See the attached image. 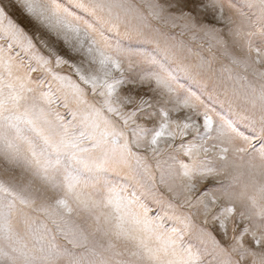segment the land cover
Returning <instances> with one entry per match:
<instances>
[{
  "label": "snow or ice",
  "instance_id": "obj_1",
  "mask_svg": "<svg viewBox=\"0 0 264 264\" xmlns=\"http://www.w3.org/2000/svg\"><path fill=\"white\" fill-rule=\"evenodd\" d=\"M0 264H264V0H0Z\"/></svg>",
  "mask_w": 264,
  "mask_h": 264
},
{
  "label": "rangeland",
  "instance_id": "obj_2",
  "mask_svg": "<svg viewBox=\"0 0 264 264\" xmlns=\"http://www.w3.org/2000/svg\"><path fill=\"white\" fill-rule=\"evenodd\" d=\"M13 15H15V16H19L18 11H15V12L13 13ZM21 23H24L25 26H28V25H27V22H26L25 20H23L22 18H21ZM256 40H257L258 43L260 42L258 37L256 38Z\"/></svg>",
  "mask_w": 264,
  "mask_h": 264
}]
</instances>
